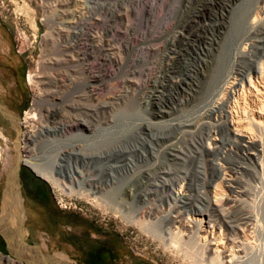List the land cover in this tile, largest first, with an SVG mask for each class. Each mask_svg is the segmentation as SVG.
<instances>
[{
  "label": "bare ground",
  "instance_id": "bare-ground-1",
  "mask_svg": "<svg viewBox=\"0 0 264 264\" xmlns=\"http://www.w3.org/2000/svg\"><path fill=\"white\" fill-rule=\"evenodd\" d=\"M225 1L59 3L67 21L60 30L68 39L66 68L38 77L43 89L38 112L29 117L23 160L70 194L112 202L123 215L135 212L132 223L199 264L230 263L251 244L255 222L243 208L249 192L242 177L259 180L262 164L264 3L261 18L247 22V41L232 55L231 80L229 73L209 79L208 102L199 116L166 127L146 124L133 133L132 116L113 111L136 88L143 94L140 103L157 113L180 96L188 102L197 76L193 63L213 66L216 37L227 26L218 12ZM113 69L122 77L111 88L100 86ZM187 135L195 138L192 148L179 144ZM11 223L3 227L11 231ZM2 261L16 264L0 254Z\"/></svg>",
  "mask_w": 264,
  "mask_h": 264
},
{
  "label": "rangeland",
  "instance_id": "rangeland-1",
  "mask_svg": "<svg viewBox=\"0 0 264 264\" xmlns=\"http://www.w3.org/2000/svg\"><path fill=\"white\" fill-rule=\"evenodd\" d=\"M63 1L65 0H0V21L11 32L14 40L15 55L19 64L18 79L23 103L22 110L17 115L16 132L22 145L19 147L22 160L27 155L26 135L32 129L29 117L38 112L37 101L43 89L37 83L42 78L38 77H43V75H48L49 73L53 74V72H61L66 68L64 59L67 56L65 48L68 39L60 33V30L62 29L63 31L67 21L61 19L60 11L58 10V4ZM179 2L181 0H174L175 5L180 4ZM263 3L264 0H226L224 6L221 7L222 9H218L220 14L222 12L225 14L227 26L222 30L221 35L219 34V37H216L219 44L216 45L217 49L214 51V63L211 69H208L206 62L200 61V59H197L193 63V69L197 76L193 87L189 91L190 96L188 97L190 100L188 102L181 103V100L185 99L180 96L169 108L164 109L161 113H157L156 108L146 107L140 103L143 94L136 88L126 94V97L123 99L125 103L120 105V107L116 106L117 109L113 113L130 114L132 118L129 128L133 133L141 131V128L146 126V124H152L156 128L166 127L169 124L192 120L191 118L194 119L199 116L206 108V103L208 102V90L210 88L208 82L216 76L227 75L228 73L229 75L227 76L229 77L227 79L231 80L232 75L230 74L232 71L230 70L233 69L231 68L233 66V62L231 61L232 55L242 45L241 42H246V39L250 36L251 32H249L250 29L247 22H251L257 14L259 17L262 15L261 6ZM71 9L76 12V15H79L77 6H71ZM157 12L159 15V9ZM172 17H175V13ZM170 23H167L168 26ZM248 64V61L244 62L245 66H248ZM112 72V76L100 81V86L111 88L122 77L121 70L113 69ZM107 93V89L104 90L102 88L100 91L101 96H106ZM262 135L263 139L264 133ZM194 141L195 138L187 135L181 138L179 144L182 147L192 148V142ZM263 153L264 147L261 157L262 164L259 168V180H253L247 174L242 177L249 192L243 208L252 215L253 222H255L252 224L253 227L251 226L248 235L249 240L251 239L249 241L251 244L246 248L247 250L244 249V251L237 252V255L240 257L233 259L230 262L231 264H264ZM43 181L46 189L53 196L54 201L59 202L63 207L66 206L67 209L83 213L88 220L97 223L104 229L116 230L126 238L128 245L133 248L135 254L149 259L152 264H199L190 259L177 256L171 250L166 249L163 243L152 233H148L138 225L132 223L131 220H133L135 212L123 215L112 202L105 204L101 201L93 200L88 196H80L76 191L70 194L63 186H59L51 181ZM126 198L128 199V196H125L124 200ZM121 204L126 203L122 202ZM41 245L46 249L44 240ZM0 254L4 258L11 259L8 257V249L0 248ZM13 261L16 264L20 263L16 260ZM1 264H6V262L2 261ZM203 264H210V261L206 260Z\"/></svg>",
  "mask_w": 264,
  "mask_h": 264
},
{
  "label": "flooded vegetation",
  "instance_id": "flooded-vegetation-1",
  "mask_svg": "<svg viewBox=\"0 0 264 264\" xmlns=\"http://www.w3.org/2000/svg\"><path fill=\"white\" fill-rule=\"evenodd\" d=\"M22 103L17 71H5L0 63V248L8 249V241L16 246L22 242L31 254L18 250L19 254L37 262L53 257L75 264H148L116 230L104 229L54 201L44 179L23 160L15 166ZM6 220L13 223L11 231L3 227Z\"/></svg>",
  "mask_w": 264,
  "mask_h": 264
},
{
  "label": "water",
  "instance_id": "water-1",
  "mask_svg": "<svg viewBox=\"0 0 264 264\" xmlns=\"http://www.w3.org/2000/svg\"><path fill=\"white\" fill-rule=\"evenodd\" d=\"M19 135L16 139V146L17 149H19L20 147V141H19ZM20 150L16 152L15 155V166L18 168L21 165V154H20ZM25 164V163H24ZM26 165V164H25ZM36 176L40 177L39 175H37L35 173V171H33V169L31 167H29L28 165H26ZM42 178V177H40ZM43 179V178H42ZM45 180V179H44ZM8 249H9V254L8 257H10L13 260H17L18 262H20L21 264H75L71 261H67V260H62V259H58V258H53V257H45L44 260H42L41 262H37L35 260H31L30 258H25L22 257L18 250L25 252V247L23 246V243L20 242L18 244V246H16L13 242L8 241ZM27 253V252H26ZM141 259H143L145 262H147L148 264H152L151 261L149 259H146L143 256H140Z\"/></svg>",
  "mask_w": 264,
  "mask_h": 264
},
{
  "label": "crops",
  "instance_id": "crops-1",
  "mask_svg": "<svg viewBox=\"0 0 264 264\" xmlns=\"http://www.w3.org/2000/svg\"><path fill=\"white\" fill-rule=\"evenodd\" d=\"M0 63L7 71L12 68L19 74L18 59L15 55L14 40L7 26L0 21Z\"/></svg>",
  "mask_w": 264,
  "mask_h": 264
}]
</instances>
